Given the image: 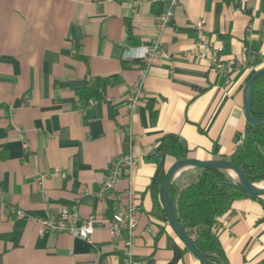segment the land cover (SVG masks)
Wrapping results in <instances>:
<instances>
[{"label":"crops","instance_id":"obj_1","mask_svg":"<svg viewBox=\"0 0 264 264\" xmlns=\"http://www.w3.org/2000/svg\"><path fill=\"white\" fill-rule=\"evenodd\" d=\"M158 3L163 10L160 0H0V264H203L152 213L157 164L148 155L166 134L199 159H227L242 141L245 85L264 66V0H178L161 31ZM155 42L147 63L141 55ZM205 43L221 48L220 67ZM90 85L101 99L79 101L76 90ZM125 153L136 163L100 195ZM186 171L172 179L179 187L190 182ZM129 193L137 204L130 263L125 234L108 230ZM62 207L94 217L90 239L38 234V219ZM212 232L226 264L264 261L261 202L235 199Z\"/></svg>","mask_w":264,"mask_h":264},{"label":"trees","instance_id":"obj_2","mask_svg":"<svg viewBox=\"0 0 264 264\" xmlns=\"http://www.w3.org/2000/svg\"><path fill=\"white\" fill-rule=\"evenodd\" d=\"M228 3L230 0H221ZM155 15L162 11L160 3L153 5ZM261 68V67H259ZM257 68V69H259ZM113 79V78H112ZM112 79H109L112 80ZM79 101L100 100L101 95L92 85L76 90ZM151 108V107H150ZM251 113L264 116V74L254 81ZM154 115V112H151ZM188 148L183 139L174 134L164 135L151 154L148 155L157 164L156 175L148 187L152 200V213L167 221L159 200V186L164 173L165 157L179 159L187 156ZM236 163L251 182L264 181V126L246 122L242 141L227 158ZM190 182L179 187L171 181L169 198L179 224L193 240L195 245L208 253L211 261L218 262L215 254L223 257V251L212 226L217 218L228 211L232 202L240 197H249L262 203V196L249 195L235 189L232 183L236 180L231 174L218 168H188ZM252 264H264L258 261Z\"/></svg>","mask_w":264,"mask_h":264},{"label":"built area","instance_id":"obj_3","mask_svg":"<svg viewBox=\"0 0 264 264\" xmlns=\"http://www.w3.org/2000/svg\"><path fill=\"white\" fill-rule=\"evenodd\" d=\"M164 4L163 10L157 15V27L161 31L164 29L171 20L173 7L178 0H160ZM203 21H197L196 26L201 27ZM205 51L211 50V60L216 67H220L221 64L218 60V54L221 51L220 47H212L210 43L202 45ZM159 53L158 43L155 42L151 46L144 48L142 57L148 63L153 57H156ZM202 55V54H201ZM145 70H142L140 78L135 82L132 93L128 96L126 106L129 109H133L138 102V97L142 88L143 78ZM136 163L135 158L130 153H125L120 156L116 162H114L109 168L102 181V186L99 194L102 195L105 192L111 190L118 179L119 171L121 167H131ZM17 215L23 217L24 213L21 210H17ZM39 230L38 234L42 235L46 231L54 232H66L73 237L80 239H90L94 232V217L89 216L81 218L73 208L62 207L57 214L47 217L39 218ZM137 225V204L132 193L128 194L127 203L125 207L112 214L108 230L112 236H119L121 233L125 234V245L127 259L129 263L130 259V247L134 240V231Z\"/></svg>","mask_w":264,"mask_h":264},{"label":"water","instance_id":"obj_4","mask_svg":"<svg viewBox=\"0 0 264 264\" xmlns=\"http://www.w3.org/2000/svg\"><path fill=\"white\" fill-rule=\"evenodd\" d=\"M264 74V66L256 69L249 76L244 89V117L249 123L254 125L264 126V116L257 117L251 113V104L253 98V88L255 79ZM218 168L227 171L229 174H234L236 180L232 183L235 189L245 192L249 195L263 196L264 195V181L251 182L244 171L234 162L226 158L220 159H199L193 156H185L173 160L164 170L161 183L159 186V200L162 210L167 219V222L175 235L182 242L183 246L194 255L203 264H226L224 258L218 254L215 256L218 262L211 261L208 258V253L198 248L190 236L186 233L184 228L179 224L169 198V185L179 171L188 168Z\"/></svg>","mask_w":264,"mask_h":264},{"label":"rangeland","instance_id":"obj_5","mask_svg":"<svg viewBox=\"0 0 264 264\" xmlns=\"http://www.w3.org/2000/svg\"><path fill=\"white\" fill-rule=\"evenodd\" d=\"M231 175H232L233 177H235L234 174H231Z\"/></svg>","mask_w":264,"mask_h":264}]
</instances>
